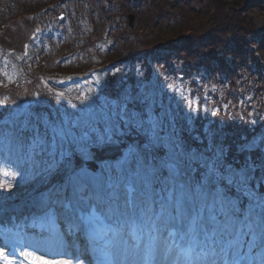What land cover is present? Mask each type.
Masks as SVG:
<instances>
[{"label": "rangeland", "instance_id": "374dc122", "mask_svg": "<svg viewBox=\"0 0 264 264\" xmlns=\"http://www.w3.org/2000/svg\"><path fill=\"white\" fill-rule=\"evenodd\" d=\"M181 1L183 2L177 4V0H141V5L137 6L140 0H0V37L15 45L14 48L11 44H6L7 47L0 44V85L9 87L5 92L7 94L0 99H6L10 108L27 106L20 117L11 120L6 118L7 127L3 130L7 131V135L0 132V184H11L9 188L0 186V204L6 202L15 210L28 207L34 210L40 205L43 219L50 225L52 234L61 233L62 230L66 231L64 224L60 223L63 215L61 196L72 194L68 193L70 187L79 185L80 176L84 171L96 177L102 176L99 186L106 188L110 197L123 195L121 185L127 176H132L137 178L141 186L136 197L139 216L143 226L155 233L156 250L161 244L170 248L166 228L172 222L178 221L183 225V238H188L193 235L196 223L204 222L203 216L206 215L208 219L206 218L207 223H203V245L209 253L199 258L196 264H212L210 261L216 264H230V259L242 252L245 258L255 260V264H264V220L262 223L258 222V207L252 204V195L256 193L260 200L258 202L264 205V167L261 166V162L264 164V138L260 140V137L255 136L251 139L257 138L254 147L258 145L259 149L256 147L255 151L263 152V160L255 158L254 153L247 154L244 162L235 157L237 149L245 148V144L241 145V142L253 132L255 123L264 126V92L258 102L254 100L249 111L243 112V106L242 109H230L227 105L232 97H223L226 88L223 86L225 81L221 78L216 80V84L213 79H205V84H211L212 89L207 91L206 87H200L197 94L191 95V82L194 78L198 80L202 77L203 69L197 74L189 73L187 79L183 78L185 80L182 81L169 67L162 72L156 63L153 66L155 79L151 82L145 76L146 66H137L135 58H132L130 66L114 63L108 70L97 72L98 68L105 66L103 63L113 58L115 60L119 52L128 50L124 44L129 45L135 40L129 28L139 34L149 35L150 39H157L152 37L155 33H151V30L155 29L158 31L156 35L160 36L158 40H163L177 34L176 29L185 34V29L194 27L195 24L206 27L204 20L202 25L197 22L199 16L204 19L215 18L216 21L223 19L225 22V16L231 12L234 13L229 15L228 21L231 23L238 24L239 21L246 20L245 23L249 22L252 27H257L252 38H259L264 31V0H238V3H235L237 0ZM142 2L146 4V8H143ZM232 2L237 8L241 5L238 11L231 6ZM218 4L222 6H217ZM153 10L159 12L161 21L158 25L153 22L149 26L146 22L153 16ZM130 15L137 23L135 28L129 21ZM79 45L82 46V51L77 49ZM160 64L164 65L163 62ZM122 69L127 74L119 82L115 73ZM134 69L133 78L129 74ZM253 71L255 77L261 73L257 72L256 67ZM164 77L169 87L167 90L161 86ZM182 82L187 87L184 89L185 94L180 96L179 93L184 91L181 90ZM260 82L264 85V77ZM155 84L156 88L161 87L160 95L164 93V99L166 98L160 109V119L155 116L157 110L152 108L151 102L157 94L153 86ZM106 90L111 91V94L106 95ZM217 95L219 97H215ZM172 96H178L180 101L176 99V102H173ZM50 99L56 100L57 103L53 105ZM252 99L251 96L248 100L253 101ZM39 101L45 102L46 110L40 111L34 107ZM135 101L140 103L137 109ZM243 101L245 99L236 104L240 106ZM174 103L183 106L175 109ZM246 104L249 105L247 102ZM139 111H142L143 115ZM235 114L244 116V122L231 124L229 120ZM185 118L193 141L182 140L179 126ZM13 121L22 128L33 127L30 134L33 140L17 136V126L12 127ZM177 122L180 124L178 123L176 128ZM129 124H133L146 135L145 146H155V150L153 148L151 152L161 156L166 154L163 157L164 163L166 161L167 170H170L168 174H171L172 178H159L157 182L155 171L146 166L138 151H132L134 157L127 159V169L119 165L116 156L125 149L114 143L113 132L123 136V128L125 125V128H128ZM162 130H165L163 134ZM233 134H237L236 137H233ZM161 136L164 137L163 141H160ZM64 140H67L66 145ZM203 142L204 148L200 149L199 145ZM72 146L80 151L87 161L92 157L91 148L102 151L106 158L102 170H90L85 167H74V170H71V167H66L70 163L61 166ZM58 150H64L65 154L60 155ZM180 160L184 162L181 165ZM176 161L179 165H176ZM238 162H242L244 169L251 172L252 168L258 167L257 174L245 176L239 173ZM185 164L186 170L193 177L189 182L191 189L193 188L190 193L180 181L188 182L181 173L185 170ZM177 166L181 176L175 175L179 170ZM54 169L57 170V176L43 185L47 175L55 173L52 172ZM5 172L15 175H4ZM238 174H242L243 182ZM151 181L153 186H156L154 196L159 198L156 200L155 213L151 212L153 203L149 197ZM229 187L234 195H229L227 200L223 201L222 192ZM83 190L77 194L85 195L86 191ZM236 196H239L240 201H246L247 208L234 217L229 215L228 211H240L235 205ZM103 197L101 194L100 199L104 200ZM20 198L21 202L17 201ZM113 202V208L117 209L116 200ZM217 209L220 210L218 214L227 216L228 222L235 224L237 221L238 224L235 227L237 238L233 239L230 250L226 248L227 245L221 237L224 231L221 230L223 220L221 222L220 218L223 216L216 214ZM121 212L120 215L123 214V211ZM249 224L252 234L247 236L250 239L244 244ZM128 230H132L129 224L128 229L126 226L121 228L114 252L119 263L127 256L139 264L144 243H141L131 256H125L121 249L120 253L117 252L119 247L122 248L130 242ZM63 235L61 233L57 236L64 237ZM57 236L53 234L47 238L30 237L29 256L38 264H86L81 256L75 260V250L67 252L66 247L58 243ZM76 251L80 252V248ZM154 263L158 264L157 259ZM0 264L21 263L5 256L0 248Z\"/></svg>", "mask_w": 264, "mask_h": 264}, {"label": "trees", "instance_id": "16d2710c", "mask_svg": "<svg viewBox=\"0 0 264 264\" xmlns=\"http://www.w3.org/2000/svg\"><path fill=\"white\" fill-rule=\"evenodd\" d=\"M219 1L220 0H214V2H219ZM177 2H178L177 4H180L183 1L177 0ZM235 3H238V0ZM235 3L232 2L231 6H233V9L236 8V11H238L241 5L237 8V6L235 7ZM139 5H141V0L139 4H137V6ZM145 5L146 4L142 2L143 8H146ZM217 6H222V5L218 4ZM230 13L231 12H228V14L225 16L226 17L225 22H223V19H219L216 21L215 18L214 19H208V18L204 19V17L199 16L200 18H197V22L200 23V25H202V23H204L202 22V20H204L205 24H207L206 27H203V25L198 26L195 24L194 27L190 26L189 28H186L185 34H183V32L176 29L175 32L177 34H175L174 36L167 37L163 40L159 38L160 41L158 40V37L160 36L156 35L158 31L155 29H152L151 33L154 32L155 34H153L152 37H155L157 39H153L151 36L150 37L152 39H150L149 35L139 34L138 32H136V30H132L131 28H129V30L133 32L134 37H135L133 39L135 40L130 42L129 45L124 44V47L126 48L128 47V50L124 52H119V54H117L118 56H115V60H113L114 59L113 58L109 60V62L103 63V64L108 67L109 66L113 67L112 65L114 63L120 64V63L128 62L130 64L131 58H135L137 60L136 61L137 65L142 66V64H144L146 66L145 76L149 80H151L153 78L155 69L153 68L154 64L150 63V58L153 56L160 57V54H161V58L158 60H155V62L159 60L163 62L164 64L163 66L160 63H157L158 68H160L162 72H164V70L169 67L170 70L173 71L174 74L183 75L187 79V75L189 73L197 74V72L202 70V68L209 71L210 73L209 76H207L203 72L202 77L198 81L196 80V78L192 80L191 83L193 85V88L190 89V91H192L191 95L197 94V91L200 87L202 88L206 87L207 91L212 89L211 84L209 85L205 84L204 82L205 79H210V80L213 79L215 82L213 81L211 82L216 84V80L218 78L219 79L221 78V79H224L225 82H223L224 83L223 86L226 88V91L223 97L225 99H227L229 96L232 97L231 102L227 104L228 106H230V109L232 108L242 109L244 107L242 110L243 112L249 111L250 108L253 107L252 103L254 102V100H257L258 102V98L260 99L262 92H264V85L260 84L261 83L260 81L264 77V52H262L264 48V32L262 33V36H261L262 40H257L255 38H252V34L255 32L257 27L255 28L252 27V24L250 25L249 22L245 23L246 20L239 21L238 24L231 23L230 21H228V19L230 18L229 17ZM231 14H234V13H231ZM160 17L161 15L159 14V12L154 11L153 16H151V18L148 19V22H146V24L150 26L151 23L154 22L156 23V25H158L161 21ZM167 19L169 21L171 20L170 18H167ZM138 38H140L141 40H139ZM143 38H145V40H143ZM143 41H145L147 44H145V42ZM0 44H3L6 47H7L6 44L8 45L11 44V46H14L15 48V45L13 43L6 42L4 37H0ZM2 49L7 50L5 47H2ZM77 49L79 51H82L83 48L81 45H79ZM163 50H165L166 52H163L162 54ZM3 53L4 52L2 51V54ZM252 64H256V69L258 70L257 72L259 71L261 72L260 75L256 74L257 75L256 77L253 76L254 68ZM81 70H86V69H80V71ZM134 73H135V70H133V72L131 73L133 75L129 74V76H132L134 78L135 76ZM125 74L127 73L125 70H123L121 72H116L115 76L117 77L118 81L121 82L125 78ZM185 87L187 86L185 85ZM6 89H9V87L0 85V97L1 96L4 97V95L7 94L5 93ZM104 93L106 95H110L111 91L106 90V92ZM160 93H161V87H158L157 94H155L154 100L151 99V102L153 104L150 102V104H152V108L154 110H157L156 112L157 115L155 114V116H157L159 119L162 116L161 115L162 112H160V109L162 108V105L165 104L164 100L166 99V98L164 99V97L161 96ZM173 95L175 94L173 93ZM251 96L253 97L252 99L253 101L248 100L249 97ZM41 97H42V94H41ZM172 97H173L172 101L176 102V99L178 98V96H172ZM215 97H219V95ZM25 98L26 96L23 97V99ZM243 99H245V101H243V104H240V106L236 104L237 102H239V100H243ZM177 101H180V100L177 99ZM50 102H52L53 105L57 103L56 100H53V99H50ZM246 102L249 105H247ZM7 103L8 102L4 104L0 103V121L6 116L8 112H11V110L13 109V106L10 108V104H7ZM139 104L140 103L137 104V102L135 101L134 103L135 109H137ZM182 106L183 105H180V103H177V104L174 103L175 109H180L182 108ZM35 107H37V110H40V111L46 110L45 102L43 103L39 101V103ZM245 107H248V109H246ZM139 112L140 114L143 115L142 111H139ZM234 116L232 119L229 120L231 124L240 123L242 121L244 122L243 120L244 116L242 115L237 116L236 114ZM245 116L250 121H253V119H251V117H248V115H245ZM183 120L184 121L181 122V125L179 126V128L181 129L180 132L182 133V140H185L187 142H189L190 140L193 141L192 135L189 134L191 129H189V126L187 125L188 123L186 124L187 118ZM178 123L179 122H177L176 124V128L178 127ZM39 124H41V121L39 122ZM105 127H102V129H104ZM125 127L123 128L124 133H125L123 134V136H121L120 133H116L112 131L115 137V139L113 140L114 143H118L124 149L136 147L138 152L141 153L142 157L145 158L144 159L145 163L147 162L149 164H152L154 165L155 168L159 167L161 169V167H163L161 174L166 176L168 173L166 169L167 163L166 161L164 163V158H163L166 154L161 156L159 153H157L155 158L152 155L147 157L146 156L147 153L149 152L152 153L151 151L153 148L155 150V146H151V147L145 146L146 145V140H145L146 135H144V133L141 130H139V128L135 127L133 124H129L128 128H125ZM31 129H33V127H23L22 128L20 124H17V127L15 128L16 135L19 136L20 138H25L28 140L32 138V136L30 135L32 133ZM128 129L130 130L128 131ZM252 131L253 132L249 133L246 139L243 142H241L242 143L241 145H244L246 142L250 141L255 134H260L264 137V126L263 125L255 123L254 129H252ZM3 132H5V135H7V131L4 130ZM128 132L129 134H126ZM237 134H233L232 136L236 137L235 135ZM163 139L164 137L161 136L160 141H163ZM63 143L64 145H66L67 141L64 140ZM203 145H204V142L199 145L200 149L203 147ZM220 145L222 146V143ZM72 147L66 154L64 162L61 163L62 164L61 166H64L69 163H70L69 166L71 167H76V166L80 167L84 163H86L89 166L91 165L98 166L100 163H102V161L106 159L102 151H100L98 148H91L90 151H91L92 157L89 161H87L85 156H83L82 153H80V151H78L75 147L73 148ZM160 149L161 147H159L158 150ZM58 152H60L61 155L65 154L64 150H58ZM255 152L256 151H251L246 148L244 150L237 149V153L235 157H237L238 159L244 162L245 161L244 158L247 154L254 153L255 158L257 157L258 160L259 159L263 160L262 159L263 152L260 150H257L256 153ZM224 156L225 154L222 155V157ZM179 163L183 164L184 162L180 160ZM241 163L242 162H238L237 164L239 166L237 168H239L241 172L247 175L257 174L258 170L257 171L252 170V172L245 170L244 167L241 165ZM186 165L187 164L184 165L185 170H183L181 173H183V177H186L191 182L193 177L191 173H189L188 170H186ZM69 166L66 165L67 168H69ZM261 166L264 167L263 162H261ZM55 171L57 170L54 169V171L52 172H55ZM56 176H57V172L50 174V175L48 174L47 177L45 178L43 185L48 183V181L52 180V178L54 179ZM227 190H229V192L231 191V189L228 188V189H225V192Z\"/></svg>", "mask_w": 264, "mask_h": 264}, {"label": "bare ground", "instance_id": "6f19581e", "mask_svg": "<svg viewBox=\"0 0 264 264\" xmlns=\"http://www.w3.org/2000/svg\"><path fill=\"white\" fill-rule=\"evenodd\" d=\"M258 169V167H257ZM80 180H79V185L77 186H71L70 187V191L68 193H72V195H75L76 197H80L79 192H81L82 189H84L83 191L85 192V196L87 195L92 196L93 197V201L95 203H97L98 201L100 202V195L99 192H101V190L98 188L99 187V182L100 179L99 177H96L92 174H90L87 171H84L83 174H81L80 176ZM94 183V185L92 186V184ZM88 184L90 186H92V188H90L88 186ZM82 189H80V188ZM27 211V209H22L21 212H25ZM32 211V210H30ZM68 225V226H67ZM65 228L66 231H61L62 234H64L63 236L65 237H58L59 235H61V233L55 232L53 233L54 235H58L57 236V241L60 245H63V247H66V251L70 252L75 250H78L79 247H82V244H80V242L82 241V238L79 237V233H78V222L76 221H71V223H68ZM139 227H137L135 230H137ZM198 237V236H197ZM62 238V239H61ZM197 238H195L196 240ZM141 240V239H140ZM138 239L137 242H127L126 245H124L122 248L119 247V249L117 250L118 253H120V249L125 253V256L129 254V256L132 255V253L136 252V250L139 248V246L141 245V242ZM175 248L176 247H166L164 244H161V247L156 250V247L154 246V242L152 241L150 244V250L153 253V260L155 261V259H157L158 264H180V258L179 256L175 253ZM177 255V256H176ZM210 263L212 264H216V262L214 261H210ZM119 264H138L137 261L131 259L130 257H125L122 261H120Z\"/></svg>", "mask_w": 264, "mask_h": 264}, {"label": "snow or ice", "instance_id": "6c2138e0", "mask_svg": "<svg viewBox=\"0 0 264 264\" xmlns=\"http://www.w3.org/2000/svg\"><path fill=\"white\" fill-rule=\"evenodd\" d=\"M6 102H7L6 99H0V103H6ZM4 175H15V174L14 173L5 172ZM238 175L241 176V181L243 182V176H242V174H238ZM0 186L5 187V188H9V187H11V184H9V183H3V184H0ZM248 228H249V231H251V225L250 224L248 225ZM45 264H47V262H45Z\"/></svg>", "mask_w": 264, "mask_h": 264}, {"label": "water", "instance_id": "95a60500", "mask_svg": "<svg viewBox=\"0 0 264 264\" xmlns=\"http://www.w3.org/2000/svg\"><path fill=\"white\" fill-rule=\"evenodd\" d=\"M130 23H131V26L133 27V28H135L136 27V21L134 20V17L132 16V15H130Z\"/></svg>", "mask_w": 264, "mask_h": 264}]
</instances>
